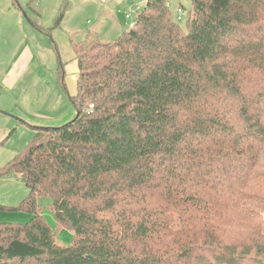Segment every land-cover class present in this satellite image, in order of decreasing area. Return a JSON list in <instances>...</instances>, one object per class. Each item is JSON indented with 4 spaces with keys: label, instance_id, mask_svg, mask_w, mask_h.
Returning a JSON list of instances; mask_svg holds the SVG:
<instances>
[{
    "label": "trees",
    "instance_id": "16d2710c",
    "mask_svg": "<svg viewBox=\"0 0 264 264\" xmlns=\"http://www.w3.org/2000/svg\"><path fill=\"white\" fill-rule=\"evenodd\" d=\"M189 1L188 30L146 0L74 44L75 118L0 169L31 215L0 222V264H264V0Z\"/></svg>",
    "mask_w": 264,
    "mask_h": 264
},
{
    "label": "rangeland",
    "instance_id": "374dc122",
    "mask_svg": "<svg viewBox=\"0 0 264 264\" xmlns=\"http://www.w3.org/2000/svg\"><path fill=\"white\" fill-rule=\"evenodd\" d=\"M173 17L183 8L184 30L192 12L189 0H167ZM146 0H0V169L23 153L37 128H56L71 122L76 109L78 62L74 44L89 32L102 42L118 39L130 28ZM130 14V21L126 20ZM21 67L20 85H5L8 71ZM29 189L19 176L0 178V222L27 224L31 215L15 208ZM42 216L54 232L55 218L48 197L38 198ZM62 246L72 244L74 234L56 232Z\"/></svg>",
    "mask_w": 264,
    "mask_h": 264
},
{
    "label": "crops",
    "instance_id": "0c3cea01",
    "mask_svg": "<svg viewBox=\"0 0 264 264\" xmlns=\"http://www.w3.org/2000/svg\"><path fill=\"white\" fill-rule=\"evenodd\" d=\"M23 77L22 69L20 66L18 68L14 67L11 70L8 71V76L5 78V85H11L12 88L18 87L20 85L21 80Z\"/></svg>",
    "mask_w": 264,
    "mask_h": 264
},
{
    "label": "built area",
    "instance_id": "2783aa9c",
    "mask_svg": "<svg viewBox=\"0 0 264 264\" xmlns=\"http://www.w3.org/2000/svg\"><path fill=\"white\" fill-rule=\"evenodd\" d=\"M176 14H177V17H176V19H177V21L179 22V21H182V14H183V9L181 8V7H179L178 9H177V11H176ZM126 20L127 21H130V14H126ZM134 25H135V21H133V22H131L130 23V28H132V27H134Z\"/></svg>",
    "mask_w": 264,
    "mask_h": 264
},
{
    "label": "water",
    "instance_id": "95a60500",
    "mask_svg": "<svg viewBox=\"0 0 264 264\" xmlns=\"http://www.w3.org/2000/svg\"><path fill=\"white\" fill-rule=\"evenodd\" d=\"M123 31L125 32L126 30L124 29ZM0 113H4V112H1V111H0Z\"/></svg>",
    "mask_w": 264,
    "mask_h": 264
}]
</instances>
